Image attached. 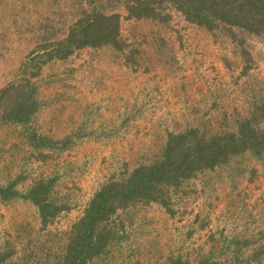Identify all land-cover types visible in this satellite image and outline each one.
<instances>
[{
  "label": "rangeland",
  "instance_id": "374dc122",
  "mask_svg": "<svg viewBox=\"0 0 264 264\" xmlns=\"http://www.w3.org/2000/svg\"><path fill=\"white\" fill-rule=\"evenodd\" d=\"M128 1L0 0V88L86 11L121 13L126 44L48 62L32 122L0 124V185L27 193L54 178L50 198L64 207L44 225L31 200L0 197V264H62L96 192L161 159L171 133L233 132L245 118L264 127V34L239 33L241 46L172 6L166 21L128 18ZM31 131L65 145L35 147ZM168 191L167 206L119 209L108 222L114 238L88 264H264V151L233 155Z\"/></svg>",
  "mask_w": 264,
  "mask_h": 264
},
{
  "label": "trees",
  "instance_id": "16d2710c",
  "mask_svg": "<svg viewBox=\"0 0 264 264\" xmlns=\"http://www.w3.org/2000/svg\"><path fill=\"white\" fill-rule=\"evenodd\" d=\"M126 3L128 18L166 21L170 16L167 9L172 6L188 22L209 31L220 30L235 40H240L239 33L264 34V0H129ZM122 17L119 12L106 13L96 8L86 11L64 38L40 45L30 53L20 67L18 79L0 88V124L27 126L32 122L41 106L35 79L48 62L66 59L86 47L112 45L124 50ZM243 53L247 54L244 48ZM29 139L38 148L65 145L63 140H55L36 131L29 133ZM245 151L256 155L264 151V127L249 118L241 119L233 132L208 136L197 128H189L184 132L171 133L161 159L135 168L127 179L110 181L96 192L71 231L62 264H88L101 254L114 238L113 228L108 222L119 209L150 202L167 206L170 187L180 185L204 169L225 164L233 155ZM54 182V178L39 179L27 193L17 190L14 183L0 185V197L22 196L31 200L37 205L43 224L48 225L64 209L50 198ZM5 259V256L0 257V262ZM171 264L192 263L177 258Z\"/></svg>",
  "mask_w": 264,
  "mask_h": 264
}]
</instances>
